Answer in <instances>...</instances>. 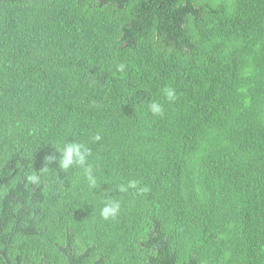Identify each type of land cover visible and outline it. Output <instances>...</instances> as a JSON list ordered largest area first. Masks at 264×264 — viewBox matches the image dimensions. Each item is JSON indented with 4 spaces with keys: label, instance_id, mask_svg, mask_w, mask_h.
<instances>
[{
    "label": "trees",
    "instance_id": "16d2710c",
    "mask_svg": "<svg viewBox=\"0 0 264 264\" xmlns=\"http://www.w3.org/2000/svg\"><path fill=\"white\" fill-rule=\"evenodd\" d=\"M7 260L264 264V0H0Z\"/></svg>",
    "mask_w": 264,
    "mask_h": 264
},
{
    "label": "clouds",
    "instance_id": "9594fccd",
    "mask_svg": "<svg viewBox=\"0 0 264 264\" xmlns=\"http://www.w3.org/2000/svg\"><path fill=\"white\" fill-rule=\"evenodd\" d=\"M164 93L169 101H174L176 99L175 91L171 88H165ZM150 111L154 115H162L163 109L160 104L158 103H151L150 104ZM95 139H100L97 135ZM62 151V158L60 160V166L63 169H68L72 165H78L81 167H85L86 160L88 155H90V150L86 148L83 144L78 143H68L66 146L61 150ZM85 171L87 173V179L91 186H95L96 180L91 175V168L85 167ZM34 179V178H33ZM137 185V181H129L128 188H135ZM121 191H126L127 189L121 186ZM120 205L119 203H110L107 204L101 211V215L104 219L115 218L117 213L119 212Z\"/></svg>",
    "mask_w": 264,
    "mask_h": 264
},
{
    "label": "water",
    "instance_id": "95a60500",
    "mask_svg": "<svg viewBox=\"0 0 264 264\" xmlns=\"http://www.w3.org/2000/svg\"><path fill=\"white\" fill-rule=\"evenodd\" d=\"M7 264H10L8 260H7Z\"/></svg>",
    "mask_w": 264,
    "mask_h": 264
}]
</instances>
